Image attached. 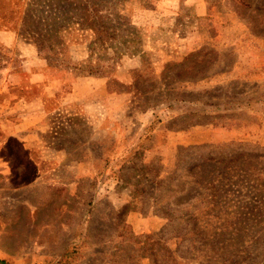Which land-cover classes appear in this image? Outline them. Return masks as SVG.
<instances>
[{"label": "rangeland", "instance_id": "1", "mask_svg": "<svg viewBox=\"0 0 264 264\" xmlns=\"http://www.w3.org/2000/svg\"><path fill=\"white\" fill-rule=\"evenodd\" d=\"M117 8L140 44L93 74L0 27V259L264 264V35L232 0Z\"/></svg>", "mask_w": 264, "mask_h": 264}, {"label": "trees", "instance_id": "2", "mask_svg": "<svg viewBox=\"0 0 264 264\" xmlns=\"http://www.w3.org/2000/svg\"><path fill=\"white\" fill-rule=\"evenodd\" d=\"M121 1L0 0V27L14 31L38 51H48L60 65H70V60L64 62L71 43L85 44L88 60L84 62H88L75 65L93 74L103 71L100 61L108 50L119 57L127 51L136 52L140 44L138 29L119 13ZM232 1L255 33L264 35V0ZM122 47L126 50H120ZM95 53L98 60L92 64L89 58ZM0 264L8 263L0 259Z\"/></svg>", "mask_w": 264, "mask_h": 264}]
</instances>
